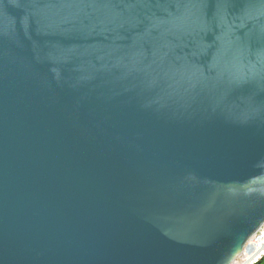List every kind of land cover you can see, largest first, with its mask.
Segmentation results:
<instances>
[{
	"label": "water",
	"instance_id": "1",
	"mask_svg": "<svg viewBox=\"0 0 264 264\" xmlns=\"http://www.w3.org/2000/svg\"><path fill=\"white\" fill-rule=\"evenodd\" d=\"M263 225L264 0H0V264H235Z\"/></svg>",
	"mask_w": 264,
	"mask_h": 264
},
{
	"label": "built area",
	"instance_id": "2",
	"mask_svg": "<svg viewBox=\"0 0 264 264\" xmlns=\"http://www.w3.org/2000/svg\"><path fill=\"white\" fill-rule=\"evenodd\" d=\"M259 230L264 231V225ZM250 241H254L256 245L237 261L236 264H257L264 260V237L257 240L253 236Z\"/></svg>",
	"mask_w": 264,
	"mask_h": 264
},
{
	"label": "trees",
	"instance_id": "3",
	"mask_svg": "<svg viewBox=\"0 0 264 264\" xmlns=\"http://www.w3.org/2000/svg\"><path fill=\"white\" fill-rule=\"evenodd\" d=\"M257 264H264V260H263V261H261V262H259V263H257Z\"/></svg>",
	"mask_w": 264,
	"mask_h": 264
},
{
	"label": "snow or ice",
	"instance_id": "4",
	"mask_svg": "<svg viewBox=\"0 0 264 264\" xmlns=\"http://www.w3.org/2000/svg\"><path fill=\"white\" fill-rule=\"evenodd\" d=\"M42 2H47V0H42ZM226 258V257H225Z\"/></svg>",
	"mask_w": 264,
	"mask_h": 264
},
{
	"label": "bare ground",
	"instance_id": "5",
	"mask_svg": "<svg viewBox=\"0 0 264 264\" xmlns=\"http://www.w3.org/2000/svg\"><path fill=\"white\" fill-rule=\"evenodd\" d=\"M236 264V263H235Z\"/></svg>",
	"mask_w": 264,
	"mask_h": 264
}]
</instances>
